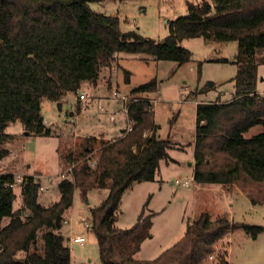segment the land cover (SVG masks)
<instances>
[{
  "label": "trees",
  "instance_id": "obj_1",
  "mask_svg": "<svg viewBox=\"0 0 264 264\" xmlns=\"http://www.w3.org/2000/svg\"><path fill=\"white\" fill-rule=\"evenodd\" d=\"M101 1L0 0V161L9 155L5 144L14 138L6 133L10 124L20 123L27 135H55L53 128L40 121L42 101H54L60 107L62 99L77 95L83 83L97 88L102 71L112 70L118 54H145L182 65L192 57L180 46L183 40L234 41L238 49L232 62L236 66V75L230 80L232 98L196 106L193 181L234 185L251 205L263 206L264 97L256 92V85L258 66L264 64V56L258 55L264 50V0L190 4L185 16L170 23L169 34L161 41L122 31L117 17L92 11L90 3ZM156 91V80L130 91L129 132L123 129L112 140L84 138L76 153L64 155L66 164L81 162L73 168L71 181L58 182L55 203L39 204L40 182L25 176L19 184L22 207L15 210L17 197L10 187L15 178L0 174V264H71L62 222L75 190L85 201L91 189L107 190L102 203L90 209V230L102 264H203L215 252L216 244L232 228L227 214L200 213L187 224L177 243L146 261L133 256L150 237L155 214L141 213L130 229L114 225L126 190L154 182L160 161L168 160L172 148L168 140L155 135L149 96ZM255 127L261 131L246 138ZM91 153H95L93 167L86 159ZM5 218L8 223L2 225ZM244 228L254 236L262 230ZM39 240L42 252L37 247Z\"/></svg>",
  "mask_w": 264,
  "mask_h": 264
},
{
  "label": "rangeland",
  "instance_id": "obj_2",
  "mask_svg": "<svg viewBox=\"0 0 264 264\" xmlns=\"http://www.w3.org/2000/svg\"><path fill=\"white\" fill-rule=\"evenodd\" d=\"M202 0H102L90 3L96 13L119 19L122 31H136L151 41H161L169 34L170 23L187 14L190 4ZM209 1V0H206ZM203 39L183 40L180 46L192 54L188 63L179 65L173 61H160L145 54L120 53L111 71H102L97 88L83 83L78 94L66 97L61 106L44 99L41 104V118L55 135H27L20 123L10 124L6 133L12 141L5 144L9 155L0 161V174L36 177L46 191H39L38 203L48 206L59 199L57 184L60 174L69 168L63 157L69 152L76 153L77 147L87 137L112 140L126 125L123 105L112 99L129 96L130 91L151 80H156L157 91L149 97L153 105L156 137L168 140V160L160 161L154 182L135 184L123 194L116 213L114 225L130 229L141 213L155 214L149 230L150 237L133 258L138 261L152 260L172 247L183 236L187 224L202 212L213 217L227 214L232 228L224 239L215 246V252L225 256L227 264H264V205L252 206L246 195L234 185L204 184L197 189L193 181V151L196 127V106L201 103L232 98L234 89L230 81L236 75L232 64L237 55V43H209ZM264 56V50L258 55ZM227 60V62L220 61ZM256 92L264 97V64L258 66ZM128 74V81L126 80ZM81 93L88 94L86 100H79ZM82 106V112L77 108ZM104 111H100V108ZM119 112L114 122L110 117ZM64 135H60V132ZM261 131L251 129L246 138ZM104 136H106L104 138ZM95 157V156H94ZM192 164L190 165V163ZM189 183V189L175 184V180ZM202 186V187H203ZM14 208L21 207V189L16 182ZM107 190L91 189L84 201L79 190H75L73 204L66 212L61 232L70 249L71 264H102L95 235L83 228L82 220L90 223V209L98 207L106 197ZM5 218L2 225H6ZM244 226L261 227L255 236ZM81 235L83 245L70 242L69 236ZM37 247L43 251L39 240ZM203 264H212L207 259Z\"/></svg>",
  "mask_w": 264,
  "mask_h": 264
},
{
  "label": "built area",
  "instance_id": "obj_3",
  "mask_svg": "<svg viewBox=\"0 0 264 264\" xmlns=\"http://www.w3.org/2000/svg\"><path fill=\"white\" fill-rule=\"evenodd\" d=\"M76 95H73V98L75 97ZM66 98V96L62 99L64 100ZM87 98H89L88 94L86 93H81L79 94L78 96V99L79 100H86ZM112 99L115 100V101H120L123 105V110H124V115H125V118H126V125L124 127V129L129 132L131 130V120L128 118V104L130 102V98L129 96H121L119 97L118 96V93L116 91H114L112 93ZM155 101H152L151 100V104H152V107L154 105ZM100 111H104V109L101 107L100 108ZM120 113L117 112L116 114L112 115L110 117V121L111 122H114L117 118V116L119 115ZM64 135V133H62V131L60 132V135ZM94 156H95V153H91L89 154L86 159L88 161V164L90 167H93L94 166ZM81 162V161H80ZM80 162H77V163H74L72 165L69 166V168L65 171V172H62L60 174V179L63 180V179H66V180H69L71 181L72 180V170L74 167H76ZM23 181V178L21 176H18L17 177V180H14V182L12 184H10V187H15L16 185V182L17 183H21ZM175 184L176 185H180L181 187L185 188V189H189V183L187 181L185 182H182L180 179H176L175 180ZM47 189H45L42 185H40L39 187V191H46ZM67 221L66 220H63L62 224H66ZM82 223H83V228L85 229H90L91 227V224L90 223H87L86 220H82ZM69 241L74 243V244H79V245H83L85 243V238L81 235H71L69 236ZM208 259L210 260V262L212 264H226V258L225 256L223 257H219V255H217L216 257L213 256V255H209L208 256ZM74 264H84V263H74ZM90 264V263H88Z\"/></svg>",
  "mask_w": 264,
  "mask_h": 264
},
{
  "label": "crops",
  "instance_id": "obj_4",
  "mask_svg": "<svg viewBox=\"0 0 264 264\" xmlns=\"http://www.w3.org/2000/svg\"><path fill=\"white\" fill-rule=\"evenodd\" d=\"M210 1V0H209ZM209 43H211V42H208L207 44H209ZM118 57V56H117ZM68 97L70 96V97H73V95L72 94H68L67 95ZM66 96V97H67ZM82 106H80L79 108H77L76 110H77V112L78 113H80V112H82V108H81ZM123 130V129H122ZM106 136H104V138H105ZM96 138H98V136H96ZM113 138H115V137H113ZM192 162H194V158H193V161ZM192 162L190 163V165L192 164ZM4 174H9V173H4ZM13 175V174H12ZM26 176V175H25ZM204 184H197V189H205L206 187L205 186H203ZM203 186V187H202ZM211 186H216L215 184H211ZM107 195V194H106ZM20 202H21V207H22V200H20ZM253 206V205H252ZM255 206H258V205H255ZM15 210L16 209H18L17 207L16 208H14Z\"/></svg>",
  "mask_w": 264,
  "mask_h": 264
},
{
  "label": "water",
  "instance_id": "obj_5",
  "mask_svg": "<svg viewBox=\"0 0 264 264\" xmlns=\"http://www.w3.org/2000/svg\"><path fill=\"white\" fill-rule=\"evenodd\" d=\"M40 121H43V119H42V118H40Z\"/></svg>",
  "mask_w": 264,
  "mask_h": 264
}]
</instances>
